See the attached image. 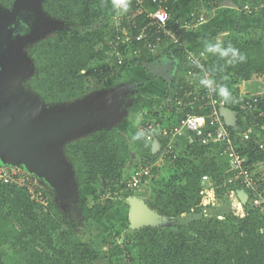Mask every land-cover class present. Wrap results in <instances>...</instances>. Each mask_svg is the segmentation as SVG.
<instances>
[{
  "label": "trees",
  "instance_id": "obj_1",
  "mask_svg": "<svg viewBox=\"0 0 264 264\" xmlns=\"http://www.w3.org/2000/svg\"><path fill=\"white\" fill-rule=\"evenodd\" d=\"M12 1L0 0V6L9 8ZM216 1L222 0H197L193 11L196 13L202 8L212 11ZM263 1L235 0L234 3L242 9L246 4L254 7ZM99 2L44 0L45 14L60 21L62 28L29 48L34 65V74L29 81L32 90L48 105L72 103L88 96L92 78L104 80L105 86L112 89L130 68L143 67L150 73L164 74L160 76L164 85L161 97L167 99L182 85L183 78L177 79L176 73L184 66L188 55L183 39L180 44L164 46L158 56L145 53L141 58H125L124 64L119 65L113 52L114 45L119 43L123 57H127L129 46L143 48L134 37L147 25V20L141 15L131 22L127 13L122 14L121 26L129 29L133 37L129 45L112 24V14L99 10ZM178 2L168 0L166 3L172 18L170 25L179 19ZM144 3L149 10L157 8L152 0H144ZM148 33L153 35V28ZM256 35L236 32L223 42L224 47L231 44L245 57L242 62L229 63L231 57L207 59L206 68L218 86L222 78L230 80L234 86L264 78V33ZM187 69L190 66L184 68ZM141 88H135L128 97L140 95ZM251 97L244 96V102ZM256 97L259 98V109L264 111V98ZM152 100L147 108L155 117V101ZM229 109L239 113L237 127L255 124L252 139L240 144L238 149L247 158L246 164L263 182L264 171L258 167L264 165V150L260 149V143L264 142L260 136L264 118L259 117L258 112L251 113L243 108ZM207 113V105L196 102L183 108L177 119ZM143 137L145 140V135ZM179 142L178 158L168 162L164 171H159L148 181L156 182L160 174L149 207L161 218L192 219L174 229L149 225L132 233L124 222L123 226L129 230V234L128 230L125 232L129 245L122 247L113 234L112 239L108 235L105 240L111 248L104 254L94 243L85 242L77 235L78 224L66 219L44 191L46 204L35 200L28 190L0 181V245L10 246L14 254L12 264H98L101 261L104 263L100 264H264V215L253 207L250 199L242 200L238 193L240 209L229 210L228 214H207L216 200L204 199L207 193L204 177L215 184V196L222 203L230 191L241 190L228 182L229 160L223 147L202 146L187 140ZM66 154L79 188L99 187L110 195L101 204V196L96 194L92 207L86 198H82V215L87 222L101 225L118 205L113 200L114 195L125 190L128 191L125 197H129L138 189L127 187L132 150L130 138L120 128L97 130L86 138L71 142L66 147ZM157 154L148 152L147 162L135 169L152 164Z\"/></svg>",
  "mask_w": 264,
  "mask_h": 264
},
{
  "label": "rangeland",
  "instance_id": "obj_2",
  "mask_svg": "<svg viewBox=\"0 0 264 264\" xmlns=\"http://www.w3.org/2000/svg\"><path fill=\"white\" fill-rule=\"evenodd\" d=\"M43 2L44 0H13L9 8L0 6V20H17L21 18L24 21L18 37L19 40L15 44H10L8 50L2 56L0 92L7 100L14 102L16 108L26 111L28 124L46 123L44 125L47 127L48 136L46 140L48 143L44 142V145L38 146V150L45 147L44 154L47 157L45 159H20L12 153H8L7 150L0 148V166L8 165L29 172L42 186L43 191L45 190L44 193L48 196L50 202H53L61 210L64 217L70 222L78 224L77 235L85 242L94 243L101 254L108 252L111 248L105 240L108 235L112 239L110 236L113 234V238L122 247H125L129 245L125 236V232L129 228L132 233L139 232L149 225L174 229L180 224L188 223L192 219L191 217L180 219L161 218L157 213L151 211L149 201L153 196V187L158 188V184L155 183L159 181L160 174L156 182L144 184L133 191L134 193L129 197H125L128 192L125 190L114 195L113 200L118 202V205L107 214L101 225L97 226L87 222L83 217L82 198H86L88 205L92 207L95 204L94 196L96 194L101 196L99 201L101 204L110 195L107 192L104 193L99 187H78L73 167L66 154L67 145L86 138L97 130L120 128L126 134L127 132L130 134L128 137L130 138L132 156L129 162L132 168L131 171H126L127 175H130L139 164L147 162L146 157L149 151L142 148V137L139 140L133 139V137L140 131L139 128L144 119L153 118L154 115L149 113L147 105L158 96L156 93L159 92L163 83L160 79L161 74L152 75L151 72L152 80L156 81L154 85L149 86L152 87L150 89L153 92H148L141 98H139V95L128 97L135 88L148 85L147 83L141 84L143 82L141 76L135 77V75H132L138 72L136 71L137 68L134 70L130 68L128 72L131 73L125 72L122 78L118 80L119 84L112 89L105 86L106 82L104 80L92 78L90 81L91 92L84 99L72 103L45 104L32 90L29 83L34 74V65L29 56V48L37 41L54 35L62 28V23L45 14ZM98 8L101 12H106L102 11L100 6ZM198 12L204 11L201 9L196 11V13ZM8 63L10 66H8ZM251 82V86L243 85L238 89L249 90L252 94L259 93V95L244 94L231 99L230 105L231 101L238 102L237 105H231L233 109H242L244 96L264 98V78L253 79ZM142 91L143 89L140 90V93ZM230 93L231 98H233L235 96L233 91ZM243 119L245 120V118ZM260 136L264 141V127L260 131ZM164 168H161L159 173L164 171ZM258 169L263 172L264 165H260ZM240 192L243 191L240 190L237 193L235 191L234 194L225 196L226 200L223 203L217 200L215 196L216 201L207 210L208 216L220 215V213L228 214L229 210L240 209L242 205L237 200V194H240ZM124 222H127L128 229L123 226ZM13 256L10 246L0 245V264H12ZM100 263L104 262L101 261L98 264Z\"/></svg>",
  "mask_w": 264,
  "mask_h": 264
},
{
  "label": "built area",
  "instance_id": "obj_3",
  "mask_svg": "<svg viewBox=\"0 0 264 264\" xmlns=\"http://www.w3.org/2000/svg\"><path fill=\"white\" fill-rule=\"evenodd\" d=\"M167 1L152 0L157 8L149 10L145 7L144 0H131L130 7L126 12L128 21L133 22L141 15L147 20V25L139 35L134 37L135 41L143 48L129 46L127 57H123L119 50V43L114 45L113 52L119 65L124 64L125 58L129 60L141 58L145 53L156 55L164 46L180 44L185 31L194 30L204 22V17H199V19L191 17L182 23L175 22L170 25L172 18L166 7ZM241 11L247 15L259 14L264 11V1L254 7L246 4ZM122 20V15L113 8L111 22L122 33V39L130 45L133 37L131 38L129 29L121 26ZM151 28H153V35L148 33ZM207 59L208 57L204 53H188L184 66L180 68L179 76H177V79L183 78L182 85L178 86L176 90H172L171 96L167 99L159 97L154 100L156 116L144 119L141 131L145 135V140L151 144L156 141L160 145V150L152 164L140 166L130 174L127 187L130 189L139 188L142 183L152 180L154 175L158 174L168 162L175 161L179 156L176 150L179 141L187 140L202 146L221 145L229 160L226 172L229 174L228 182L239 186L246 198L250 199L253 207L264 215V181L262 182L256 177L252 168L246 164L247 158L238 149L240 144L252 139L255 134V124H247L240 128L230 126L226 122L222 111L229 107L219 95V86L206 68ZM187 66H190V69L186 71L184 68ZM204 79L212 81L211 87L201 84V80ZM196 102L205 103L208 113L187 115L184 119H177L183 108ZM258 102L259 98L251 97L250 100L244 102L242 108L251 113L258 112L259 117L264 118V111L259 109ZM230 128L232 129L230 130ZM260 149L264 150V142L260 143ZM0 181L28 190L35 200L46 204L47 200L43 195L42 186L29 172L8 165L0 166ZM203 181L207 187L204 199L216 200L215 184L208 177H204ZM234 193L235 191H230L229 195Z\"/></svg>",
  "mask_w": 264,
  "mask_h": 264
},
{
  "label": "crops",
  "instance_id": "obj_4",
  "mask_svg": "<svg viewBox=\"0 0 264 264\" xmlns=\"http://www.w3.org/2000/svg\"><path fill=\"white\" fill-rule=\"evenodd\" d=\"M194 1H197V0H179L178 2L179 19L177 22L182 23L190 19L191 17H198V18L204 17V22H202L196 29L185 31L183 34V44H184V48L186 49L187 53H190V52L204 53L210 59H214V58L220 59L221 56L219 54H214V53H210L206 51V48H205L206 43L215 42L217 38H219V40L224 42L227 38H229L231 35H233V33H236V32H241L242 34H245V35L246 34L259 35V34L264 33V11L256 15H247L243 13L240 8L236 7L237 5L235 6L236 8L231 7L229 5L228 6L224 5L225 2L227 4L232 3L235 5L234 3L235 0H222L220 2L216 1L214 3L213 5L214 7L212 11H207L206 9L202 8L204 12L195 13L193 11L194 3H195ZM99 6L101 7L102 11H106L107 13L113 14V9H112L113 0H100L98 7ZM158 55H160L159 52L157 53V56ZM135 68H137L136 71L138 72L132 75H135V77L141 76L143 79V82H141V84L143 83L148 84L146 87L145 85L141 86L142 87L141 89H143V91L139 95V98H141L142 96H145V94H147L148 92H153V90L150 89L152 87H149V86L154 85V83L156 82L152 80L153 79L152 75H155L157 72L156 71L152 72L153 74L150 76V72L146 71L143 67H134L132 70H134ZM141 71L143 72L139 73ZM128 73L130 74L131 72H128ZM177 76H179L178 70L176 73V77ZM224 84L227 85L226 87L228 88V90L230 92L233 91L235 95L231 99L237 98L240 95L243 96L244 94H252L249 90H245V89L239 90L238 89L239 87L243 85L247 86V85L252 84L251 81L246 82L242 85L234 86L232 85L230 80L226 78H222L219 86L224 85ZM235 89H237L238 92ZM163 90H164V85L162 84L159 92L156 93V95L158 96H156L154 100L161 97L164 94ZM252 95H259V93L252 94ZM230 100L227 101V104L229 108L233 109L231 105H237L238 102L234 103L233 101H231L232 103L230 105ZM139 129H140L139 132H142L141 125ZM127 135H130V134H128L127 132ZM141 144L143 145L142 148H145V151L148 150L149 152L152 151V152L158 153V151L160 150V145L156 141L152 144L148 143L146 140L143 139V136H142ZM145 144L147 145L145 146ZM179 146H180V143H178V147ZM146 147L148 148L146 149Z\"/></svg>",
  "mask_w": 264,
  "mask_h": 264
},
{
  "label": "flooded vegetation",
  "instance_id": "obj_5",
  "mask_svg": "<svg viewBox=\"0 0 264 264\" xmlns=\"http://www.w3.org/2000/svg\"><path fill=\"white\" fill-rule=\"evenodd\" d=\"M23 23L24 21L21 18L17 20H0V47L2 46L3 48L10 44H15L19 40L18 37ZM2 59L0 57V69L3 65ZM8 66H10L9 63ZM10 105L12 108L8 106V111L12 113L10 116L13 127L3 126L0 131V148L7 150L8 153H12L20 159H45L47 157L44 154L45 147L41 146L42 150H38V146L44 145V142L48 143L45 123L28 124L26 111L16 108L13 103H10Z\"/></svg>",
  "mask_w": 264,
  "mask_h": 264
},
{
  "label": "clouds",
  "instance_id": "obj_6",
  "mask_svg": "<svg viewBox=\"0 0 264 264\" xmlns=\"http://www.w3.org/2000/svg\"><path fill=\"white\" fill-rule=\"evenodd\" d=\"M131 0H113V8L116 10L118 14H124L128 11L130 7ZM206 51L214 54H219L221 57H231L228 62L234 63L236 61H244L245 57L239 53L237 49H235L231 44H228L227 47L223 46V42L216 39L215 42H208L205 45ZM201 84L211 87V80H201ZM219 95L227 102L231 99V93L228 88L224 85H220L218 87ZM144 135V133L137 132V134L133 137V139L139 140Z\"/></svg>",
  "mask_w": 264,
  "mask_h": 264
},
{
  "label": "water",
  "instance_id": "obj_7",
  "mask_svg": "<svg viewBox=\"0 0 264 264\" xmlns=\"http://www.w3.org/2000/svg\"><path fill=\"white\" fill-rule=\"evenodd\" d=\"M224 5L225 6L229 5L231 7H235L236 6V5L232 4V3L231 4H227L226 2H225ZM2 26H4V25H2ZM8 48H9V45L6 46V47H3V48H2V46L0 47V57H2L5 54V51H7ZM161 75L163 76L164 74L162 73ZM10 103L14 104V102L7 100L5 98V96L3 95V93L0 92V131L3 129V126H5V125H7L9 128L13 127L12 126L13 125L12 124V119H11V116H10V115H12V113H10L8 111V106H11ZM11 108H12V106H11ZM222 116L224 117V119L226 120V122L230 126L237 127L236 126V121H237V119L239 117V113L238 112H236L234 110L227 109V110H223L222 111ZM239 196H240V198H242V200L247 199L245 194H244V192H240Z\"/></svg>",
  "mask_w": 264,
  "mask_h": 264
},
{
  "label": "bare ground",
  "instance_id": "obj_8",
  "mask_svg": "<svg viewBox=\"0 0 264 264\" xmlns=\"http://www.w3.org/2000/svg\"><path fill=\"white\" fill-rule=\"evenodd\" d=\"M197 20V19H196ZM205 41V40H204ZM203 51V50H202ZM188 70V69H187ZM170 75V74H169ZM234 89V88H233ZM203 110V109H202ZM206 111V110H205ZM257 118V117H256ZM259 128V127H258ZM184 145V144H183ZM12 163V162H11ZM20 167V166H19ZM129 172V171H128ZM124 182V181H123ZM150 183V182H149ZM80 187V186H79ZM21 189V188H20ZM45 191V190H44ZM131 191V190H130ZM67 219V218H66Z\"/></svg>",
  "mask_w": 264,
  "mask_h": 264
}]
</instances>
